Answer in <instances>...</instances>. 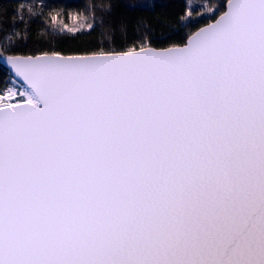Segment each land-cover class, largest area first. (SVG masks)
Returning <instances> with one entry per match:
<instances>
[{
  "label": "snow or ice",
  "instance_id": "snow-or-ice-1",
  "mask_svg": "<svg viewBox=\"0 0 264 264\" xmlns=\"http://www.w3.org/2000/svg\"><path fill=\"white\" fill-rule=\"evenodd\" d=\"M24 8L0 23V264H264V0L185 2L210 19L162 48L111 3Z\"/></svg>",
  "mask_w": 264,
  "mask_h": 264
},
{
  "label": "trees",
  "instance_id": "trees-1",
  "mask_svg": "<svg viewBox=\"0 0 264 264\" xmlns=\"http://www.w3.org/2000/svg\"><path fill=\"white\" fill-rule=\"evenodd\" d=\"M137 0H0V23L11 25V17L14 10L20 4H24L25 8L21 9L24 12L27 8H33L37 13L43 9L47 14L52 8L67 7L74 14L86 16V20L81 21L85 24L92 22L93 15H99L104 11L100 9L101 5L111 3L113 11L110 22L119 23L124 21L131 30L135 29L138 35H150L151 43L157 48L167 47L173 44H183L186 42L188 35L205 25L210 17L204 15L191 20L190 22H182L179 16L182 13V5L187 2L190 5H204L205 7L217 3V0H149L154 5L151 9H136L133 10L125 5L136 3ZM95 3L97 12H87L86 7ZM47 4L48 7H44ZM31 16V13L28 14ZM61 19H65L61 16ZM142 21V23H139ZM65 22L71 27L73 22L66 19ZM41 25L52 27L50 17L42 16L40 20L32 24L33 30H38ZM24 25H19V30H23ZM71 35V34H69ZM78 41L69 40L64 44L65 48L74 47Z\"/></svg>",
  "mask_w": 264,
  "mask_h": 264
},
{
  "label": "water",
  "instance_id": "water-1",
  "mask_svg": "<svg viewBox=\"0 0 264 264\" xmlns=\"http://www.w3.org/2000/svg\"><path fill=\"white\" fill-rule=\"evenodd\" d=\"M204 26V25H203Z\"/></svg>",
  "mask_w": 264,
  "mask_h": 264
}]
</instances>
